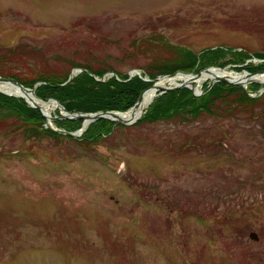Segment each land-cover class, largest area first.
I'll return each instance as SVG.
<instances>
[{"label": "rangeland", "instance_id": "1", "mask_svg": "<svg viewBox=\"0 0 264 264\" xmlns=\"http://www.w3.org/2000/svg\"><path fill=\"white\" fill-rule=\"evenodd\" d=\"M173 46L244 51L221 68L261 71L247 67L263 61L264 0H0V53L23 52L9 67L21 75L71 62L107 68L98 80L147 79ZM261 100L234 116L120 124L90 144L0 123V264H264Z\"/></svg>", "mask_w": 264, "mask_h": 264}, {"label": "trees", "instance_id": "2", "mask_svg": "<svg viewBox=\"0 0 264 264\" xmlns=\"http://www.w3.org/2000/svg\"><path fill=\"white\" fill-rule=\"evenodd\" d=\"M171 48L169 58L156 59L143 68L146 70L148 81L137 75L129 78L128 74L114 69L110 71L114 72L118 79L111 76L105 80H98L94 76L100 78L109 71L107 68H92L88 64L75 65L71 62L61 70L52 67L35 68L31 69V74L21 75L9 68L10 66L15 68L19 58L23 57V52L16 48L6 49L0 53V75L14 78L26 87H34L36 96L41 100L53 98L69 112L95 113L111 110L126 112L135 104L141 92L157 80V76L174 74L178 71L197 73L210 66L221 68L229 63H244L250 57L244 51L223 46L207 48L198 53L176 46ZM255 56L262 58L263 61L256 67L247 68L252 72L264 70V55ZM6 61L8 65L4 66L2 62ZM77 65L83 70L68 80L70 70ZM26 68L30 67L27 65ZM259 87L261 85L255 82L249 83L245 89L243 86L219 81L199 96H195L188 87L169 90L156 95L135 124L172 120L186 122L195 120L201 115L218 118L251 112L253 107L262 104L263 101L261 99L264 92L257 97L250 96V92L256 91ZM6 121L17 122L22 133L27 137L38 138L48 135L64 137L63 134L47 126L46 118L42 113L30 107L23 98L0 92V123ZM55 124L73 132L82 127L83 120L62 118L55 120ZM118 126L122 125L108 119L95 120L88 124L80 140L86 144L96 143ZM67 138L71 139L69 136Z\"/></svg>", "mask_w": 264, "mask_h": 264}, {"label": "water", "instance_id": "3", "mask_svg": "<svg viewBox=\"0 0 264 264\" xmlns=\"http://www.w3.org/2000/svg\"><path fill=\"white\" fill-rule=\"evenodd\" d=\"M210 68H217V69H224V68H220V67H214V66H210V67H206L204 69H201L200 71H198L197 73H185V72H176L174 74H167V75H163V77H173L175 76L177 73H182V74H191L192 76H194L195 78L199 77L200 73L204 72V71H207L209 70ZM73 73V72H72ZM72 73H70L69 75V78L68 80H70L72 78ZM264 73V70H261V71H258V72H255V73H245L247 74L246 76H253V75H256V74H262ZM144 80H148V79H144ZM219 81H222V82H225V83H228V84H232V85H238V86H245V84L247 82H251V81H255V82H259V83H263V82H260L258 80H254V79H247L245 81H234V80H230L229 78H226L224 76H216L215 78H211V80L209 81V83L207 84V86L202 89V90H199L197 89L196 85L192 82V83H188V82H177L175 83L174 85H168V86H158L157 85V82L158 80H156L152 85L146 87L142 92L141 94L139 95L137 101L135 102V104L131 107H135L137 105V103L139 102L143 92L148 89V88H156L157 89V92L158 94H162L164 92H167L169 90H173V89H179V88H182V87H188L191 89L192 93L195 95V96H199V95H202L204 94L206 91H208L212 85L215 83V82H219ZM0 82H9L13 85H15L16 87H18L21 91L23 92H27V91H30L34 94V96L38 99H40L38 96H36L35 94V88H30V87H26L24 86L22 83H20L18 80L14 79V78H9V77H3L0 75ZM0 92L4 93V94H7V95H11V96H16V97H20V98H23L24 101L30 106V107H33V108H36L38 109L42 115L46 118V121H47V125L49 124V127L53 130H55L56 132H59V133H63L64 135H70V136H77L79 135L80 133L83 132V130L85 129V127L95 121V120H99V119H108L110 121H115L119 124H122V125H127V124H133L135 123L138 119H140L143 115V112L144 110L142 111V113L140 114L139 117H137L135 120L133 121H127V120H124V119H121L119 117V114L120 113H125V112H120V111H105V112H95V113H84V112H69L67 111L57 100L55 99H48V100H52L54 101L55 103H57V106H58V109H59V116L57 115H54V116H48L46 115L40 107H38L37 105H34V104H31L29 101L26 100V98L22 95H16V94H12V93H7V92H4L2 90H0ZM41 100V99H40ZM47 100V101H48ZM130 108V109H131ZM129 109V110H130ZM128 110V111H129ZM127 112V111H126ZM62 118H74V119H82L83 120V125H82V128L77 130V131H74V132H69V131H66L64 129H55V128H52L50 126L51 123H54L55 120L57 119H62ZM249 237L253 240H257L258 239V236L255 232H250L249 233Z\"/></svg>", "mask_w": 264, "mask_h": 264}, {"label": "bare ground", "instance_id": "4", "mask_svg": "<svg viewBox=\"0 0 264 264\" xmlns=\"http://www.w3.org/2000/svg\"><path fill=\"white\" fill-rule=\"evenodd\" d=\"M246 75L247 74H244V73L236 75V74H233V73L227 71L226 69L210 68L209 70L200 73L199 77H197V78H195L191 74H182V73H177L173 77H163V78H160L158 80L157 85L158 86L173 85L179 81H181V82L185 81L188 83H192V82L199 83L205 79L215 78L216 76H224V77L229 78L230 80H234V81H245L247 79H254V80H258L260 82H264V73L256 74V75H253L250 77L246 76ZM197 89H199V88L197 87ZM0 90L7 92V93H12V94L24 96L27 101H29L31 104H34V105H37L38 107H40L41 110L48 116L51 115L52 110H54L56 107H58L57 103H55L54 101H52V100H48V101L40 100V99L36 98L32 92H30V91L23 92L18 87H16L15 85H13L9 82H0ZM156 93H157L156 88L146 89L143 92V94H142L139 102L137 103V105L125 113H120L119 117L121 119H124L127 121L135 120L137 117L140 116L142 111L149 105V103L155 97Z\"/></svg>", "mask_w": 264, "mask_h": 264}]
</instances>
